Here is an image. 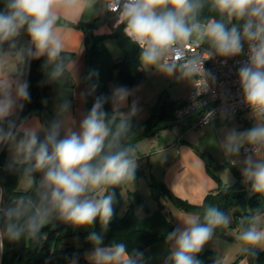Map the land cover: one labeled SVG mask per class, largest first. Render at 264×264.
Returning a JSON list of instances; mask_svg holds the SVG:
<instances>
[{"label":"clouds","instance_id":"1","mask_svg":"<svg viewBox=\"0 0 264 264\" xmlns=\"http://www.w3.org/2000/svg\"><path fill=\"white\" fill-rule=\"evenodd\" d=\"M0 4V149L9 152L8 171L28 186L13 199L0 188V254L6 241L37 242L54 219L74 228H89L99 221L101 230L86 237L91 246L83 253L87 264H146L137 246L130 249L124 242L105 241L114 216V190L124 185L133 190L136 180L139 155L128 139L138 108L133 103L127 114L121 112L129 89L117 86L111 96L96 95L78 126L66 96L55 104L47 122L18 117L31 101L24 78L30 61L45 58L47 83L61 81L76 67L73 54L83 51V33L79 49L71 54L64 36L68 16L75 13L72 23L77 25L87 10L94 16H114V27H122L124 37L139 50L141 69L195 85V97L217 83L205 62L244 57L237 61L236 75L241 102L254 125L229 130L220 148L231 167L239 168L250 193L264 198V0H0ZM97 76L96 71L89 73L90 83L79 93L81 98L96 92ZM195 97L194 104L203 107ZM106 104H111L112 113L105 110ZM213 116V111H206L204 122ZM228 116L221 113L222 118ZM241 149L246 153L243 159ZM176 218L181 226L163 232L169 250L164 264H203L199 257L205 247L217 248V230L233 226V216L215 204ZM236 240L245 257L241 264H264L258 259L264 252V209L250 210L239 219ZM66 260L79 264L80 257L73 254ZM213 264H220V259Z\"/></svg>","mask_w":264,"mask_h":264},{"label":"trees","instance_id":"2","mask_svg":"<svg viewBox=\"0 0 264 264\" xmlns=\"http://www.w3.org/2000/svg\"><path fill=\"white\" fill-rule=\"evenodd\" d=\"M2 7L3 5L0 4V8ZM107 37L115 39L122 52L120 57L115 58L111 55L104 43V39ZM138 55L139 50L124 37L122 27L117 28L110 35L94 38L87 36L86 69L83 80L86 88L90 83L86 78L90 72L96 71L98 76L93 79L98 82L99 86L92 96L85 99L86 112L90 110L96 95L111 96L112 92L108 86L111 80H115L118 85L122 86H134L141 82L143 70L139 64ZM44 63L45 58L43 57L29 62L27 81L29 82L31 101L24 105L23 110L18 115L19 119H23L29 114L38 115L42 122L52 119L54 115L46 108L42 100L53 96L57 87L73 85V80L68 73L61 81L47 83ZM182 102L180 99H171L166 92H161L156 103L152 106V112L148 118L142 121L132 118V134L129 136L128 143L136 149L140 140L158 131L161 122L181 123L188 119L176 120L174 118V110ZM105 110L112 113L111 104H106ZM186 127L187 125L183 126V129ZM1 153L2 150L0 158ZM199 154L211 170L222 169V165L217 164L210 155L204 152H199ZM213 175L218 179L215 174ZM141 176L142 171L137 167L135 182H138ZM18 183L17 175L8 171V165L4 167L0 165V188L5 190L9 199L15 198L17 193L27 191L28 187L26 189L18 188ZM147 186L150 188V196L155 200L156 209L143 218H140L135 212L136 205L149 212L147 202L140 192L137 190L131 192L127 185L114 190L116 203L114 204L113 219L105 234L106 242L110 240L124 242L130 249L137 246L145 253L152 243L163 239V232L175 228L163 211L164 203L162 200H169L172 204L196 213L202 212L203 206L207 204H215L225 213L229 209L238 207L241 210L234 213L233 226L235 227L239 219L250 210H256L260 207L264 209V198L251 194L249 188L240 180H236L230 185L220 184L217 190L206 194L203 201L196 205L175 197L163 183L154 179L149 178ZM125 193H129L133 197V201L127 202V205L124 203ZM100 230L99 221L90 229L72 231L68 224L54 219L41 230L42 238L37 242L26 240L17 244H9L6 241L5 250L0 254V264H63L67 262L66 257L70 258L73 254L83 258V253L91 247L86 237L90 232H99ZM225 231L227 232V229H218L214 238H231L229 233L225 234ZM74 233L83 236V240L78 244L70 243L67 240V237ZM241 257L243 254L236 255V258L229 264H237ZM199 258L203 264H213V250L205 247ZM258 259L264 262V252L258 253Z\"/></svg>","mask_w":264,"mask_h":264},{"label":"crops","instance_id":"3","mask_svg":"<svg viewBox=\"0 0 264 264\" xmlns=\"http://www.w3.org/2000/svg\"><path fill=\"white\" fill-rule=\"evenodd\" d=\"M94 15L95 13L91 10L85 11L83 14L84 20L82 19L77 25L72 23L75 13L68 16V28L66 29L64 36L66 52L68 54L79 49L80 32L83 33L81 38L83 51L78 55L73 54V59L76 61V67L70 68L68 72L73 80V85L69 87H57L53 96H49L42 100V103L54 115L55 104L61 97L66 96L71 100V116L77 123V126L82 115L86 113L85 99L81 98L79 93L85 89L83 74L86 69L87 36L94 38L97 36L110 35L117 29L114 27L116 19L111 14ZM24 39H26V37ZM110 40H113L115 43V46L112 48L109 46ZM104 43L113 57L116 58L121 56L122 52L115 39L107 37L104 39ZM28 68L29 66L26 69L25 79L28 78ZM108 86L112 92L113 88L122 85H118L115 80H111L108 83ZM124 87H127L131 93L126 104L121 108V112L127 114L133 104L131 95L134 90L131 86ZM191 88L192 84L188 82V87L184 94L174 99H180L183 101L189 94ZM45 100L47 101L46 104L44 103ZM33 116L40 119L36 114H29L23 119L31 120ZM134 117L137 120L136 116ZM248 122L249 119L246 115L243 116L242 113L239 115L229 114L226 119L222 118L221 114L216 115L204 126H195L194 117H190L181 123H175L174 121L162 122L164 129L140 140L135 149L136 154L139 155L137 163L142 171L140 179L144 177V187L147 186L149 178L154 179L157 182L163 183V185L175 197L196 205L203 201L206 194L217 190L220 184L227 185L224 183L225 179H223V173L227 175V180H233L230 181V184L234 183L236 180L242 182L239 168L231 167V164H229L228 159L224 156L220 145L229 130L236 129L237 131H242L243 129L251 128L252 125ZM185 125H187V127L186 129H183V126ZM199 152H204L210 155L217 164L222 165V169L211 170ZM241 154L243 153L241 152L240 156ZM9 159V152L7 148L4 147L1 153L0 165L3 167L8 165ZM199 160L203 161V166L200 164ZM228 171L233 178L229 176ZM213 174H215L218 179ZM22 181L23 180L19 181L18 188L26 189L28 186L26 182L25 184H22ZM133 190H137L136 182ZM125 197L128 202L133 201L131 194L129 195V193H125ZM162 201L164 203L163 211L175 228L181 226L176 217L185 213L193 212L172 204L169 200ZM147 206L149 212L140 208L141 214L137 211V206H135V212L140 218L148 216L151 211L156 209V203H147ZM215 239L220 238H214V240ZM67 240L70 243L78 244L83 240V236L79 233H74L69 235ZM206 248H210L209 245L206 246ZM144 254L146 264H164L166 257L169 255V250L162 239L152 243ZM244 258V256L241 257L237 264H241ZM63 264H68V262ZM79 264H87L84 257L80 258Z\"/></svg>","mask_w":264,"mask_h":264},{"label":"rangeland","instance_id":"4","mask_svg":"<svg viewBox=\"0 0 264 264\" xmlns=\"http://www.w3.org/2000/svg\"><path fill=\"white\" fill-rule=\"evenodd\" d=\"M109 46L112 48L115 46V43L113 40L109 41ZM133 88V92L131 95V99L133 103L136 104L138 107V112L135 115L138 121L144 120L148 118V116L152 112V106L156 103L158 99V95L161 92H166L168 93L169 97L171 98H176L180 97L182 94H184L185 90L188 87V82L187 81H176L175 79H169L165 78L164 76H161L160 74L156 73L155 71H144L143 70V78L141 82L138 85L131 86ZM129 87V88H131ZM242 115H246V117L249 119V124L254 125V121L250 119L249 112L247 113H242ZM135 118V117H134ZM237 120V119H236ZM242 123V122H241ZM160 128L158 129H164L163 123L161 122L159 124ZM246 130V129H243ZM242 156V157H241ZM241 158L243 159L244 155L241 154ZM229 176H231V173L228 171ZM223 179H225V184H230L231 180H227L228 177L225 173L222 174ZM231 178H233L231 176ZM144 177L142 179H139L138 182H136L137 190L141 193L142 197L146 200L147 203L151 204V202L155 203V200L152 199L150 196V188L148 186L144 187ZM22 184H25V181H22ZM146 189V191H145ZM127 200L125 197V205H127ZM137 211L140 213V206L136 205ZM126 207V206H125ZM238 210H241L238 207L229 209L227 212L233 216L234 219V213ZM226 212V213H227ZM141 214V213H140ZM70 229L72 231H78L80 230H86L90 229L89 228H74L71 225ZM229 233L231 238L225 237V238H220V239H215L214 244L217 246V248H214L212 245H209L211 250H213L214 253V258L213 260L218 257L220 259V264H229L232 262L235 258L236 255L242 254L240 252V247H239V242L236 240V227L232 226L231 228L228 229V231H225V234ZM212 260V262H213Z\"/></svg>","mask_w":264,"mask_h":264},{"label":"built area","instance_id":"5","mask_svg":"<svg viewBox=\"0 0 264 264\" xmlns=\"http://www.w3.org/2000/svg\"><path fill=\"white\" fill-rule=\"evenodd\" d=\"M243 59L244 57H237L227 61V63H221L219 59L205 62V68L215 75L217 83L212 86L210 91L200 97H195L196 88L195 85H192L189 94L175 108L174 118L176 120H184L189 117H194L195 126H204L211 121L208 123L204 122V114L206 111H213L214 116L225 111L229 114L236 115L249 112L241 102L239 82L236 75L237 68L239 67L237 61ZM194 84L199 85V82L196 81ZM194 97L196 100L202 102L203 107L198 109L194 104ZM241 152L246 154L244 149H241Z\"/></svg>","mask_w":264,"mask_h":264}]
</instances>
